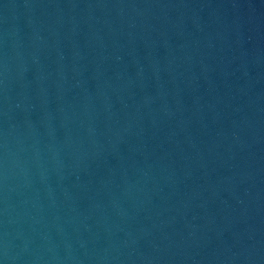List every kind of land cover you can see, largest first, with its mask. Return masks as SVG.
Returning a JSON list of instances; mask_svg holds the SVG:
<instances>
[{"label":"water","instance_id":"water-1","mask_svg":"<svg viewBox=\"0 0 264 264\" xmlns=\"http://www.w3.org/2000/svg\"><path fill=\"white\" fill-rule=\"evenodd\" d=\"M0 264H264V0H0Z\"/></svg>","mask_w":264,"mask_h":264}]
</instances>
